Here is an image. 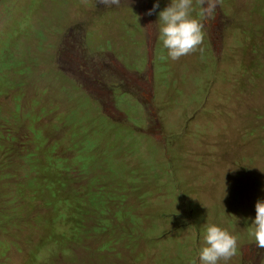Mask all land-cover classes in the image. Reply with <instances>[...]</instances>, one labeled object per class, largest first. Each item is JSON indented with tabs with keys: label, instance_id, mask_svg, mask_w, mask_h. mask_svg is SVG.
<instances>
[{
	"label": "rangeland",
	"instance_id": "374dc122",
	"mask_svg": "<svg viewBox=\"0 0 264 264\" xmlns=\"http://www.w3.org/2000/svg\"><path fill=\"white\" fill-rule=\"evenodd\" d=\"M65 1L0 0V41L6 39L17 45L16 63L22 64L15 72H5L13 88H3L0 94L2 114L11 120L0 132V179H4L0 180L4 185L0 186V264L115 261L114 257L94 254L107 242L106 235L96 238L90 251L78 242L82 234H78L80 239L67 241L62 237L66 243H57L54 220L62 208L49 206L47 201L52 195L38 192V184L42 183L43 188L49 184L46 168L55 163L51 160L70 159L73 155L61 149L55 153L53 147L63 138L72 139L64 136L66 129L60 123L68 106L61 98L64 89L75 86L107 115L122 122V135L138 136L118 146L113 157L123 164L146 162L149 168H162L161 174L148 176L146 184L154 193L147 210L151 213L158 207L159 214L173 215L179 209L194 207L195 220L182 223L179 240L160 242L154 247L160 254L155 264H169L170 257L177 259V264H199L209 225L237 237V254L219 264H264V248H258L251 235L255 204L264 200V143L252 133L241 144L245 154L248 149L256 152V164L237 166L232 148L244 126L250 124L246 110L257 107L264 113V82L254 87L251 79L257 70H251L241 58L245 48L254 51L252 40L241 31L229 29L238 23L232 14L235 7L225 6L226 12L219 4L215 18L203 21L205 35L199 46L202 51L172 60L164 47L171 78L179 70L188 73L198 69L218 49L219 63L211 73L214 84L207 78H203L204 84L187 79L186 73L176 84L161 87V102L155 107L152 45L160 35L158 13L171 0H158V11L155 9L151 15L147 13L157 0H120L118 6L99 0H73L64 6ZM18 4L23 6L16 12L19 24L8 14L13 7L17 10ZM237 5H245L249 13L263 19L264 7L257 9L258 0H237ZM62 12L72 16L67 18ZM94 13L100 15L91 21ZM192 15L199 18L198 7ZM123 17L131 26L133 18L138 19L140 30L125 24L128 31L117 36L116 24ZM85 30L89 49L84 47ZM256 32L262 36L259 45L264 46V26ZM112 42L114 51L110 48ZM24 69L28 71L20 75ZM114 93L118 103L114 102ZM20 108L21 119L17 117ZM255 122L264 136V120ZM48 125L59 126L60 130L46 132L44 140L39 141L34 129L44 132ZM10 134L19 142L10 141ZM134 145L138 147L134 149ZM137 154L140 157L133 158ZM91 171L95 176L93 166ZM77 174L72 173L68 179L66 194L87 192L88 180H79ZM237 183L244 187L243 195L235 187ZM162 228L168 230L170 224L163 222ZM65 230L67 236L76 237L69 233L70 226Z\"/></svg>",
	"mask_w": 264,
	"mask_h": 264
},
{
	"label": "trees",
	"instance_id": "16d2710c",
	"mask_svg": "<svg viewBox=\"0 0 264 264\" xmlns=\"http://www.w3.org/2000/svg\"><path fill=\"white\" fill-rule=\"evenodd\" d=\"M72 1L66 0L62 4L66 6ZM236 3L237 0H230L229 3H227V0H221L220 4L225 11V6L232 5L233 8L235 7L232 14L238 20V23L231 25L229 29L241 31L242 35L248 36L252 40L254 51H252L251 47L245 48L241 58L246 64L250 65L251 70H257L251 81L254 87H258L260 81L264 82V61L261 63L264 46L259 45L262 36L256 31L259 28H263L264 15L262 14L263 19H260L257 13L251 14L247 11L245 5L235 6ZM22 7L18 4L16 6L17 10H15V7L8 10L11 20H14L18 24L21 21L19 16L16 15V12L19 13ZM263 7L264 0H258L257 9L260 10ZM248 13L249 16L247 17ZM62 14L67 18L72 16L66 12H62ZM94 15L95 17L91 21H94L100 14L94 13ZM250 22L256 25H252ZM125 24L131 26L126 17L118 20L116 24L117 36H119V30L120 36L128 31ZM159 26H161V22ZM131 27L135 31L140 30L138 19L133 18ZM86 31L83 38L84 47L89 49L87 43L90 42ZM110 44L111 48H113V42ZM224 48L226 49V47ZM15 49H18L16 44L6 39H1L0 94L3 88H13V81L5 75V72L7 74H9V71L15 72L22 65L21 63H16L18 59ZM219 56L220 53L216 49L209 54L205 64L198 69L188 73V70H179L171 78L169 66L167 65L166 51L159 35L155 44L153 61L155 69L154 106L159 107L161 102V87L176 84L178 79L186 73L185 78L187 79H192L193 81L198 80L204 84L203 78H207L210 84H214L215 80L212 79L211 73L213 72V68L217 69ZM27 71V69H24L20 72V75H25ZM61 99L68 106L60 117V123L66 129L64 136L69 135L72 139L63 138V141L58 143L59 145H54L53 151L57 153L61 149L66 152H72L73 155L70 159L58 158V160H51L55 163H50V166L46 168V172L49 175V184L46 185V188L42 187V183L38 184V192L40 194L45 195L48 193L52 195V199L48 200L47 204L62 208L54 220L55 241L57 243H66L62 237L66 238L67 241H71L80 239L78 234H82L83 238L78 242L90 251L93 241L100 236L106 235L108 237L107 242L94 251V254L98 252L100 256L104 254L105 258H115L114 263L104 261V264H146L147 262L155 264L160 254L154 247L160 242L179 240L182 223L186 219H189L191 223L195 220L194 207H188L186 211L179 209L180 212L174 213L173 215L159 214L158 207H155L150 213L147 207L154 190L149 188L146 182L149 175L156 176L161 174L163 172L162 168L160 170L149 168L146 162H139L134 165L123 164L120 159L113 157V151L118 146H124L126 142L137 139L138 136L136 137L134 134L133 137H131L132 135H122L120 129L123 127L122 122L115 121L107 115L99 105L91 100L90 96L86 97L84 93L80 92L79 86L64 89ZM18 112L20 113H17V117L21 119L23 110L20 108ZM246 112L251 119L250 124L244 126L241 138H238L235 147H232L234 156L236 157L235 164L237 166L248 162L251 164L259 162L256 158V152L253 153L248 149L245 154V151L242 150L241 144L246 137L252 133H256L257 138L264 143V136L259 132L255 122L256 120H264V113L261 108L258 109L257 107H249ZM2 113L3 110L0 108V132L11 121L8 117H4ZM56 127L52 128L48 125L44 132L34 129L33 133L39 141H43L46 132H54L56 129L57 131L60 130L59 126ZM114 132L115 134L112 136ZM9 140L13 143L19 142L18 138L13 137L12 134H10ZM137 147L136 145L133 146L134 149ZM138 157H140L139 154L133 158ZM92 166L96 170L95 176H93L91 171ZM163 170L166 169L163 168ZM168 172L171 173L169 170ZM72 173H78L79 180L81 178L88 180L89 183L86 185L87 192H77L74 196L65 193V189L69 187L68 179H70ZM241 174L238 173V175ZM61 175L63 177L60 179ZM0 186L4 185L0 184ZM235 187H238L239 194L243 195L244 187L239 183ZM64 194L67 196H64ZM237 196L239 199L238 193ZM134 197H136L135 200ZM137 204L139 206H136ZM143 210H146V212L141 214ZM163 222L170 224L168 230L162 228ZM69 226V233L76 236L73 239L71 236L66 235L67 230L65 229L69 228ZM63 250L66 252L69 251L65 248ZM179 258L180 256L178 260ZM170 260L171 263L169 264H177V259L170 257Z\"/></svg>",
	"mask_w": 264,
	"mask_h": 264
},
{
	"label": "clouds",
	"instance_id": "9594fccd",
	"mask_svg": "<svg viewBox=\"0 0 264 264\" xmlns=\"http://www.w3.org/2000/svg\"><path fill=\"white\" fill-rule=\"evenodd\" d=\"M105 5H119L120 0H99ZM221 0H171V3L159 12L161 22L160 39L168 50V57L178 60L182 56L196 52L204 40V22L215 18V13ZM159 2L153 4L148 11L151 15ZM199 8V18L192 13ZM95 15L91 16V19ZM121 19V18H120ZM120 36V34H119ZM157 41V39H156ZM156 41L152 45L153 57L151 60V71L155 81L154 49ZM111 48V47H110ZM114 51V48H111ZM115 55L116 52H115ZM119 59V58H118ZM163 59V57H162ZM153 93H155L154 84ZM125 97V95H122ZM114 102L118 103V95L114 93ZM256 215L252 222L253 230L251 235L255 238L258 248H264V200H257L255 204ZM206 246L202 247L199 253V264H219L220 261L227 262L237 254V237L227 230L216 225H209L204 236Z\"/></svg>",
	"mask_w": 264,
	"mask_h": 264
},
{
	"label": "water",
	"instance_id": "95a60500",
	"mask_svg": "<svg viewBox=\"0 0 264 264\" xmlns=\"http://www.w3.org/2000/svg\"><path fill=\"white\" fill-rule=\"evenodd\" d=\"M152 75H153V73H152Z\"/></svg>",
	"mask_w": 264,
	"mask_h": 264
}]
</instances>
